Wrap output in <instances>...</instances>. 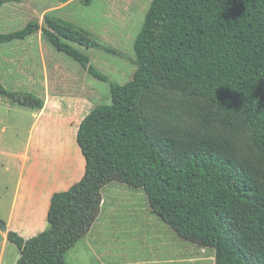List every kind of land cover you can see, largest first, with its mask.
I'll return each instance as SVG.
<instances>
[{"label":"trees","instance_id":"1","mask_svg":"<svg viewBox=\"0 0 264 264\" xmlns=\"http://www.w3.org/2000/svg\"><path fill=\"white\" fill-rule=\"evenodd\" d=\"M38 28L30 21L0 32V45ZM42 30L57 50L109 84L111 103L81 120L77 143L85 172L53 193L48 227L30 238L7 230L20 251L16 264H68L66 253L91 230L102 189L112 181L143 189L152 212L182 239L215 250V264H264V187L253 169L237 160L227 140L205 139L177 152L175 140L152 134L138 110L147 92L168 83L206 101L209 118L248 129L264 163V0H152L134 42L137 69L124 84L73 46H94L83 36L86 28L56 18ZM6 93L0 82V95ZM29 97L35 104L12 100L43 107Z\"/></svg>","mask_w":264,"mask_h":264},{"label":"rangeland","instance_id":"2","mask_svg":"<svg viewBox=\"0 0 264 264\" xmlns=\"http://www.w3.org/2000/svg\"><path fill=\"white\" fill-rule=\"evenodd\" d=\"M45 1L0 0L1 33L19 30L30 21L39 24L28 38L0 45V82L7 91L6 95H0V193L3 195L0 198V218L4 223L3 217L8 216L20 177L21 158L28 152V141L33 138L32 147L37 148L29 153L38 155L39 172L51 173L52 168L58 169L57 164L65 153L62 143L54 142L56 138L65 144V140L59 138L63 128L66 135L74 137L77 146L75 124L88 111L111 103L107 82L90 75L80 63L49 42L42 30L47 27V21L63 18L86 28L83 36L94 46L88 48L76 43L73 46L87 54L90 63L110 80L124 84L133 78L137 69L134 42L152 0H72L60 10L49 9L51 6L44 4ZM29 94L41 99L43 107L32 110L12 100L35 104ZM48 95L50 102L45 101ZM54 97L57 103L53 101ZM72 97H77L80 105L70 102ZM138 106L149 122V131L156 137L175 140L172 147L177 152L205 139L227 140L235 148L237 160L248 164L264 187V163L251 141L250 131L209 118L205 112L207 103L203 99L164 83L147 92ZM34 112L41 119L37 128L33 125L36 121ZM63 121L67 126L61 125ZM46 126L48 129L44 128ZM53 127L55 132L51 135L48 131H53ZM76 146L70 149L71 162L81 172L83 156L81 150L77 154ZM3 233L0 225V254ZM94 254H101L104 259L109 257L114 262L133 261L131 264H146L148 260L152 264L216 263L213 248L182 239L152 212L143 189L119 181L103 187L96 222L65 258L68 264H97L92 258ZM19 257L16 244H9L4 251V264H16Z\"/></svg>","mask_w":264,"mask_h":264},{"label":"crops","instance_id":"3","mask_svg":"<svg viewBox=\"0 0 264 264\" xmlns=\"http://www.w3.org/2000/svg\"><path fill=\"white\" fill-rule=\"evenodd\" d=\"M70 1L72 0H65V1L62 0L59 2L46 0L44 4L51 6V8H49L51 10H60L61 8H65L67 6V3H69ZM50 100H51L50 95H48V98H46L45 101L50 102ZM53 101L57 103L56 97L53 98ZM70 102L76 103V106L80 105V101L77 100V97H72V99H70ZM33 116L36 119L33 125L35 128H37L40 124L41 119L38 118L39 115L35 112L33 113ZM69 116H71V111L69 112ZM67 120H71V119H67ZM81 120L77 122V124H75L76 131H74V136L77 134V130ZM61 125L67 126V123L63 121ZM46 127L44 128L48 129L49 126ZM63 129L64 130L62 131V133L64 135L63 134L59 135V138L61 140H65V144H63V141L62 142L58 141L56 138L54 141L58 145L59 143H62L61 146H63V149L65 150V153L63 152V154L61 155L60 162L57 164L58 169L55 170L54 168H52L51 173L39 172L38 167H40V165H39L38 155H35L34 152L32 153V155H30L29 153L30 150L33 149L37 150V148H35L34 145L32 147L33 138H31V140H29L27 143L26 149L28 150V152L24 153L23 157L21 158L22 159L21 168H20L21 173L17 181L14 195L11 198L9 209L7 211L8 216L7 217L2 216V217L8 229L16 231L24 238H30L32 236H35L48 227L47 213L53 193L57 191L67 190L75 182L79 181L81 177L84 175L85 158L82 155L83 157H82L81 172L73 167L71 162L72 155L70 154L71 151L70 149L71 147L74 148V145L76 146V144L74 141V137L72 139L69 134L66 135L65 127ZM54 130L55 128L53 127V131L51 130L48 132H50V134L52 135L55 132ZM66 143H67V147H66ZM75 149L77 150V154L80 153L79 145H77ZM0 198H3V195L1 193H0ZM2 238L3 239L1 244L2 248L0 254V264H4V251L8 248L9 244H12V242H10L7 239V231H4ZM92 258L94 259V262H96L97 264L133 263V261L128 263H120L119 261L114 262L111 259H108L109 257L104 259V256L101 254H94ZM151 262H152L151 260H148L146 261V264H152Z\"/></svg>","mask_w":264,"mask_h":264},{"label":"water","instance_id":"4","mask_svg":"<svg viewBox=\"0 0 264 264\" xmlns=\"http://www.w3.org/2000/svg\"><path fill=\"white\" fill-rule=\"evenodd\" d=\"M0 225L3 227L4 231L8 230L7 225L4 222H1Z\"/></svg>","mask_w":264,"mask_h":264}]
</instances>
